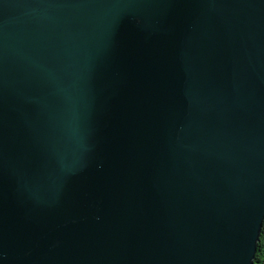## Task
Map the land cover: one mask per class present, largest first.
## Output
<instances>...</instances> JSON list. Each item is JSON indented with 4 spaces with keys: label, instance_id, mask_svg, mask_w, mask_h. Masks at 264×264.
<instances>
[{
    "label": "water",
    "instance_id": "water-1",
    "mask_svg": "<svg viewBox=\"0 0 264 264\" xmlns=\"http://www.w3.org/2000/svg\"><path fill=\"white\" fill-rule=\"evenodd\" d=\"M264 0H0V264H252Z\"/></svg>",
    "mask_w": 264,
    "mask_h": 264
},
{
    "label": "trees",
    "instance_id": "trees-1",
    "mask_svg": "<svg viewBox=\"0 0 264 264\" xmlns=\"http://www.w3.org/2000/svg\"><path fill=\"white\" fill-rule=\"evenodd\" d=\"M252 264H264V218L258 235L256 249L253 255Z\"/></svg>",
    "mask_w": 264,
    "mask_h": 264
}]
</instances>
